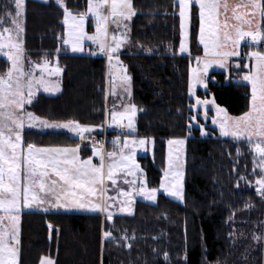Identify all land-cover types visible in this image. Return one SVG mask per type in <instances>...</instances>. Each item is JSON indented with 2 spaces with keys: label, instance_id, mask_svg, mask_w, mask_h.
<instances>
[{
  "label": "trees",
  "instance_id": "obj_1",
  "mask_svg": "<svg viewBox=\"0 0 264 264\" xmlns=\"http://www.w3.org/2000/svg\"><path fill=\"white\" fill-rule=\"evenodd\" d=\"M64 4L74 15L88 10V0H64ZM132 4L136 15L119 57L131 77L130 103L137 109L133 136L154 144L153 155L139 160L147 188H158L167 168V142L186 139L184 203L159 194L155 204L138 200L132 215L114 213L111 220L101 214L24 212L19 264H40L43 257L53 258L55 264H264V195L256 184L261 178L259 157L247 141L221 138L210 122L204 127L206 136L200 127L189 128L195 115L189 96L190 67L202 53L197 15L191 28V53L182 54L176 0H132ZM64 15L56 0L25 2L20 21L24 62L57 58L63 70L62 91L55 96L38 95L27 110L51 123L72 121L96 132L106 123L112 126L108 60L72 55L62 47ZM13 16L12 0H0V30L14 28ZM243 47L251 52L264 47V42L257 48ZM236 64L227 63L225 70L211 73L215 83L208 82V91H197L201 98L212 96L232 117L251 108V85L242 79L245 70ZM10 66L0 57V76ZM103 132L98 138L97 133L85 135L91 142L106 143L102 154L119 152V147H110L119 146L118 132L110 131L113 139L103 138ZM23 141L38 148L80 147L84 159L94 156V164L99 160L97 146L82 145L70 132L26 130ZM105 232L112 236L106 239Z\"/></svg>",
  "mask_w": 264,
  "mask_h": 264
},
{
  "label": "snow or ice",
  "instance_id": "obj_2",
  "mask_svg": "<svg viewBox=\"0 0 264 264\" xmlns=\"http://www.w3.org/2000/svg\"><path fill=\"white\" fill-rule=\"evenodd\" d=\"M15 6V16L11 18V23L15 25V30L3 27L0 31V56L6 57V62H11V66L6 74L0 76V211L5 216L0 217V264H18V245L19 239V219L21 212V200L23 207L32 208L33 204H44L45 200L40 195L44 192L55 197V203L50 207L62 209L64 211H90L105 212L107 219H112V212L109 211L113 204L96 203L86 199V196H93L97 199H104L107 188L103 185L105 180L111 182L113 186L117 184V173L122 169H127L125 175L135 177L137 172L142 170L135 163V147H143L147 141L131 140L124 143L120 149L119 160H116L117 153L107 154L109 162L105 164V158L100 155L99 166L93 164L92 159L81 160L78 148H38L32 143L24 144L23 130L25 128V116L28 121V127L34 126L32 121H39V124L47 129H67L76 136L83 139L84 133H89L95 129L88 126H81L79 123L69 121L67 123H49L46 120L34 116L31 112L24 113L25 104H31V98L35 92L42 88L45 92H56L60 90L59 83H51L45 77V73L59 76L61 69L59 67L49 68V60L44 58L43 63H33L32 67L25 70L22 55V42L19 37L24 31L18 18L23 16L25 10V0H12ZM56 3L65 13V23L68 24V38L64 43L71 46L72 52H83L82 42L88 39L99 45L100 52L104 53L111 65L113 59L119 61V50L126 42V34H109V24H114L119 28L123 21H130L136 12L133 8L132 0H88V10L85 13L73 15L64 4V0H56ZM191 0H178L180 13L184 21L185 43L180 45V52L188 51L187 47V24L189 20V6ZM199 5V18L201 20L199 42L203 45V58H196L197 64H203L201 68L192 70V88L196 84H203L202 74H207L209 68L214 64L219 67H225L230 57L240 56V45L243 41H250V45H261L264 42V29L260 27L259 22L253 27V21L259 17L264 20V0H247L246 3L237 4L233 7L232 17L226 15L229 5L227 0H196ZM244 7L249 11L237 14L235 9ZM223 9V12H221ZM7 16H11L5 10ZM95 18L96 35L87 36L84 31L85 18L88 15ZM224 15L221 22L219 17ZM234 19L237 23L230 24L229 20ZM3 24V20H0ZM127 29V25H123ZM247 26V27H245ZM7 33V35H5ZM95 54V53H93ZM248 60H254V70L243 76V80L251 85V108L244 115L238 118L229 117L225 109L216 106L217 115H222L220 121L213 120V123H219L220 134L222 136H231L236 140H245L252 145L259 160L257 166L260 168L261 178L256 181L259 186L257 191L264 195V47L245 53ZM240 67L239 64L236 65ZM126 72V68L121 69ZM40 75L37 76L36 72ZM131 77L124 75L121 78V84L124 92L131 98L130 91ZM206 87V85H204ZM215 105V101L196 100L197 105ZM128 111L111 114V121L119 124L127 120L125 125L134 131L133 118L136 115L135 104L128 105ZM206 117V113H205ZM195 120V117H192ZM111 126V125H110ZM192 125H189L191 129ZM203 135L207 132L203 131ZM169 144H175L182 149L185 141L173 140ZM132 148L128 154H124V148ZM23 165V169H22ZM171 171L165 172L164 183L161 185L163 193L176 200L182 201L183 196V172L180 170V157L173 160L171 153L168 162ZM106 169V171H105ZM24 172L23 185L21 184V172ZM53 173L62 182L59 187H47L44 181ZM255 171V169H253ZM7 177V183L5 178ZM241 179H245L241 177ZM125 184L135 185L136 180H124ZM56 182L53 181V185ZM97 185L101 189H97ZM39 189V191H37ZM7 195H4V194ZM62 193V195L60 194ZM99 193V194H98ZM133 194L144 197L148 200L157 199L158 190L148 189L146 179L139 188H133L131 191L118 190V195L124 197L121 204V211H131L126 207L133 203ZM115 197H107V200L115 201ZM45 208L44 211H48ZM9 221L4 224V219ZM51 228V226H49ZM111 232H105L104 237L110 238ZM130 248L131 245L129 244ZM165 259H168L165 254ZM186 259V257H185ZM41 264H54L51 259L45 258Z\"/></svg>",
  "mask_w": 264,
  "mask_h": 264
},
{
  "label": "rangeland",
  "instance_id": "obj_3",
  "mask_svg": "<svg viewBox=\"0 0 264 264\" xmlns=\"http://www.w3.org/2000/svg\"><path fill=\"white\" fill-rule=\"evenodd\" d=\"M37 1H39V2H48L49 0H37ZM25 2H26V0H25ZM176 2L178 3V0H176ZM246 2H247V0H227L229 8H228V11H227L226 15L228 17H232V15H233V7L235 5H237V4H242V3H246ZM241 9H243V10H241ZM241 9L240 8H236L235 9L236 13L237 14H241V13H244V11H249L248 9H245L243 7H241ZM199 12H200V9H199V5L196 3V0H191L190 6H189V20H188V24H187V34H188L187 47H188V51L185 52V53H182V54L191 53V49H190L191 48V43H190L191 28L193 26V16L197 15V19H198V44L201 46L202 53L199 56H197L196 58H198V57L199 58H203V55H204L203 45L200 44V42H199L200 28H201V20L199 18ZM221 12H223V9H221ZM179 13H180V10H179ZM23 15H24V13H23ZM22 19H23V16L19 18V22L22 21ZM219 19L221 20V22H223L224 15H221L219 17ZM132 20H133V17H132V19L130 21H123V23L121 24V26L119 28H117V26L114 25V24H111V23L109 24V34H110V36L112 34H116L117 36H119L121 33H125L126 37H127L126 42L122 44V46H121V48L119 50L118 56H120L123 53L128 41H129L130 34H131ZM229 23L230 24H234V23H237V22L234 19H230ZM124 24H126L128 26L127 29L124 28V26H123ZM183 24H184V21H183V19L180 16V25H181L180 43L181 44L185 43V38H184L185 29L183 27ZM63 25H64V28H65V31H64V35L62 36L60 42L62 43V47L64 49L68 50L70 54H72V55L73 54H76V55H82V54L83 55H89L90 53L94 52L95 53V54H93L94 57L104 56L108 60L107 56L104 53L100 52L99 45L97 43H94L91 40H88V39H84L83 42H82V46H83V49H84L83 52H72L71 51V46L69 44L64 43V41L67 40V38H68V31H69L68 24L65 23V15H64V18H63ZM10 30H13V32H14L15 26L12 29L10 28ZM0 31H2V30H0ZM84 31H85L87 36L96 35L95 18L92 17L90 14L88 16H86V18H85ZM5 35H7V33ZM22 35H23V32L20 34V37H19L21 42H22V39H21ZM243 43L250 45V41H248V40L243 41L242 44ZM242 44L240 45V48H239V51L241 53L240 56L230 57L227 60V62L225 64V67H223V68H221L218 65L214 64L211 68H209L207 74H202V79H203L204 83L203 84L197 83L195 89L192 88V70L195 69V68H201L202 69L203 64L201 63V64L198 65L197 62H196V58H195V61L192 63V65L190 67V73H189V96H190L191 99L194 100V105L192 106V109H193V111L195 113V115H194L195 120H193V122H192V126L193 127H200V129H201V126H202L203 131L206 132L204 127L208 124V122H210V125L213 128L217 129L219 131V134H220L219 123H216V124L213 123V120L220 121V120L223 119V116L222 115L218 116L217 112H216V106H219V105H217L216 102H215V105L213 103H211V102L208 105H206V106L205 105H197L196 104V100H198V99L201 100V101H203V100L213 101L214 100V98L212 96H208V97L205 96L204 98L199 97L198 94H197V91L198 90L208 91V82L213 83V84L215 83V80L213 78H210V74L213 73V72L225 70V68L227 67L226 66L227 63L236 62V63L240 64V67L245 70V73L242 75V79H243V76L249 74L250 70H254L255 64L253 63V61L252 60H248L245 57V53H250V52H248L242 46ZM250 46H259V45H250ZM22 55H24L23 51H22ZM0 57H3V56H0ZM3 58H6V57H3ZM24 60L25 59L23 57V63H24L25 70H28V69H30L32 67L33 63L42 64L44 59L41 60V61H36L34 59H31V62L27 61V63H29V66H28V64L26 62H24ZM119 61H120V63L117 64L116 59L114 58L113 61L111 62V65L109 64V61H108V69H109V71L107 72V84H106L107 85V93H109V96L112 95V97L114 99V103L110 107L109 113L112 110V113L113 112L121 113V112L128 111L129 114H130V109L128 108V105L131 104L130 103V99H129L127 93L124 92L123 86L121 84V78L124 75L128 76V74H127V72H123L121 70L124 67H123L122 61L120 60V57H119ZM55 67H59L62 70V68L60 66H58L57 62L52 64L51 66H49L50 69L51 68H55ZM62 74H63V70L61 71V74L59 76H57L55 74L49 75V74L45 73L44 75H45L46 79H48L51 83H53V84H55L57 82L59 83L60 90L56 91V92H45L42 88H40L39 90H37L35 92V95L31 98L32 102L40 94H43V95H46V96H55V95L59 94L62 91ZM39 75H40V73L37 71V76H39ZM108 76H109V79H108ZM242 79H237V81L242 82ZM204 85H206V87ZM130 91H131V95H132L131 81H130ZM28 105H30V104H25V106H24V113L25 114L27 112H30L29 110H27ZM205 113H206V117H205ZM227 115H228V113H227ZM229 117H232V116H229ZM232 118H238V117H232ZM29 122L30 121H28L26 116H25V128L23 130V133L26 130H34V131H42V132H44V131H64V132H69L67 129H55L54 130V129L44 128V127H42L39 124V121H32L31 123H33L34 126L29 128L27 126ZM49 123H51V122H49ZM111 123H112V126H110L108 123H106L104 125V127H102V130L104 131L103 132L104 135H102V136H103V138H104V136H107V137H110L111 139L116 137V141L119 142V146H117V147L110 146V147H112L113 149H117L119 147V152L116 151V153H117L116 160L118 161L119 157H120V149L123 148L124 143L127 142V141L136 140V139L133 136L134 131L130 130L129 128H127L125 126V125H127V120H123L119 124L113 123L112 121H111ZM59 124H63V123H59ZM133 124H134V128H136L135 116L133 118ZM102 130L99 129L96 132L92 131V132H89L88 134L97 133L96 136L98 138V134L100 132H102ZM110 131H113L114 133L117 131L118 133H116V136L113 137V136L109 135ZM23 133H22V136H23ZM70 133L74 134L72 132H70ZM201 133H202V131H201ZM202 136H206V135L202 134ZM220 137L221 138H226L225 136H222L221 134H220ZM78 138L81 140L82 145H86V146L89 145V147L92 146L91 145L92 138H90L89 136H86L85 133L83 134V139H81L80 137H78ZM139 140H141V139H138L136 141H139ZM144 140H146V139H144ZM173 140H181V139H173ZM173 140H169V141H173ZM183 140L185 141V144L183 145L182 149L178 145H175V144H171L170 145L169 141L167 142V168H166V170L163 173V179H162L161 185L165 182L164 181L165 172L171 171L169 169V167H168L170 153H171V156H172L173 160H175V157L179 156L180 157V164H181L180 170L183 172V181L182 182H183V196H184V176H185L184 173H185V146H186V139H183ZM146 141H147V143L143 147H140L139 145H137L135 147V163L137 165H139V168L142 170V174H141V172H137V175L135 177L128 176V175H125L127 169H122L119 173H117V177H116L117 178V184L115 186H113L110 181L105 180V183H104L103 187L107 188V192L105 194V198L104 199H97L96 197H93V196H86V199L90 200V201H93V202H96V203H101V204H104V203L113 204V207H111L109 209V211L112 212V214L119 213L121 215H132L133 214L134 203L136 201H138V200L146 202V203H149V204H155L157 199L155 201H151V200H148V199H146L144 197H141V196L133 194V196H132L133 203L131 205L126 206V207L130 208L131 211L129 212L127 210H125V211H121L120 210L121 204H122V202L124 201L125 198L124 197H120L118 195V190L131 191L133 188H139L140 185L145 180V170L142 169L141 162H140L139 159L141 157L142 158H146V157H149V156L151 157L153 155V148H154L153 141H149V140H146ZM40 148H52V147H40ZM75 148L79 149L78 155H79L80 159L81 160H87V159L83 158V156L81 154V151H80V147H75ZM103 149H104V146L103 145H99V146L96 147L95 150L97 152H99L100 155L104 156L105 164L107 165V163L109 162V159H108L107 154L106 155L104 153L102 154ZM131 151H132L131 147L124 148V154H128ZM100 155H99L98 163H100ZM93 158H94V156H93ZM93 158L91 157L92 162H94ZM98 163L94 164V165L99 166ZM22 169H23V165H22ZM105 171H106V169H105ZM125 179H127L129 181H132V180L135 179L136 180V184L135 185L125 184L124 183ZM44 181H45V184H46L47 187H53V186L59 187L60 185H62V182L59 180V178L56 177L53 173H51V171L49 172V176L44 178ZM53 181L56 182L55 185H53ZM25 182L26 181L24 180V172L22 170V172H21V184L23 185ZM5 183H7V177L5 178ZM161 185L158 188H155V189L158 190V195L159 194H163V195L167 196L166 194L163 193ZM96 187H97L98 190L101 189L100 185H97ZM37 191H39V189H37ZM60 194L62 195V193H60ZM4 195H7V194L5 193ZM40 195L44 198L45 203L44 204H33L32 208H30V209L23 207V199L21 200V212H20V219H19V230H20V220H21L22 213H24V212L25 213L26 212H46V211H44L45 208L49 209L47 212H51L52 211V212H62V213H78V214H82V213L101 214L103 217L107 218V213H105V212H90V211H67L66 212V211H64L62 209L51 208L50 204L51 203H55V197L52 196V195H48V194H46L44 192H40ZM158 195H157V197H158ZM107 197H115L116 199L113 202V201L107 200ZM167 197L169 199H171L172 201H175V202H177L179 204H183L184 203V198H183L182 201H180V200H176L173 197H169V196H167ZM4 216H5V214L2 211H0V217H4ZM3 222H4V224L6 226L9 223L7 218H5ZM18 250H19V245H18ZM45 258L51 259L54 262V264H55L54 259L51 258V257H43L41 259V261H40V264H41L42 260L45 259ZM18 264H19V255H18Z\"/></svg>",
  "mask_w": 264,
  "mask_h": 264
},
{
  "label": "crops",
  "instance_id": "obj_4",
  "mask_svg": "<svg viewBox=\"0 0 264 264\" xmlns=\"http://www.w3.org/2000/svg\"><path fill=\"white\" fill-rule=\"evenodd\" d=\"M240 9H241V7H239ZM244 8V7H243ZM241 10H243V9H241ZM245 12V11H244ZM257 22H259V24H260V27L262 28V20L259 18V17H257V18H255L254 19V21H253V27H255V25H256V23ZM245 27H247V26H245ZM242 44V43H241ZM244 45H248V44H242V46H244ZM248 46H250V45H248ZM260 46V45H259ZM259 46H251V47H255V48H257V47H259ZM23 57H24V55H23ZM253 61V63L255 64V62H254V60H252ZM108 71H109V69H108ZM107 71V72H108ZM36 75H37V72H36ZM108 79H109V76H108Z\"/></svg>",
  "mask_w": 264,
  "mask_h": 264
},
{
  "label": "built area",
  "instance_id": "obj_5",
  "mask_svg": "<svg viewBox=\"0 0 264 264\" xmlns=\"http://www.w3.org/2000/svg\"><path fill=\"white\" fill-rule=\"evenodd\" d=\"M105 141H106V139H105ZM100 142H101V141L98 140V139H94V140H93V144H94V145H98V144H100Z\"/></svg>",
  "mask_w": 264,
  "mask_h": 264
}]
</instances>
